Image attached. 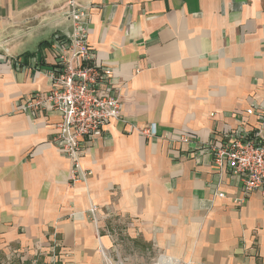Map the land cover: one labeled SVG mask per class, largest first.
Segmentation results:
<instances>
[{
    "label": "crops",
    "instance_id": "crops-1",
    "mask_svg": "<svg viewBox=\"0 0 264 264\" xmlns=\"http://www.w3.org/2000/svg\"><path fill=\"white\" fill-rule=\"evenodd\" d=\"M78 2L121 110L73 182L52 141L59 114L18 107L50 88L66 0H0V264H103L101 250L126 245L187 264H264L263 197L179 141L258 125L248 109L264 108V0Z\"/></svg>",
    "mask_w": 264,
    "mask_h": 264
},
{
    "label": "built area",
    "instance_id": "built-area-1",
    "mask_svg": "<svg viewBox=\"0 0 264 264\" xmlns=\"http://www.w3.org/2000/svg\"><path fill=\"white\" fill-rule=\"evenodd\" d=\"M64 14L70 22V32L56 33L50 40L55 58L47 71L50 88L43 94L36 92L27 96L18 107L31 115L36 111L59 114L58 130L52 141L70 159L71 180L75 182L89 175L81 168L80 158L104 126L120 117L121 101L112 93L115 85L110 70L98 62L97 53L88 45L90 28L86 8L78 0H66ZM248 112L257 117L255 128H247L239 122L232 130L212 132L203 142L187 134H181L179 141L193 142L196 151H207L216 169L228 168L231 175L241 179L245 196L255 191L264 199V108H249ZM143 133L155 136L156 126L149 125ZM98 210L96 205H91L86 212L95 225L99 222ZM101 253L103 264H126V257L115 259L104 249ZM162 258L175 264H187L163 254L151 264H159Z\"/></svg>",
    "mask_w": 264,
    "mask_h": 264
},
{
    "label": "rangeland",
    "instance_id": "rangeland-1",
    "mask_svg": "<svg viewBox=\"0 0 264 264\" xmlns=\"http://www.w3.org/2000/svg\"><path fill=\"white\" fill-rule=\"evenodd\" d=\"M124 245V244H123ZM143 251V252H142ZM143 254H142V253ZM125 254L127 255L126 257L129 259V261H126V263L128 264H151L153 262H156L158 260L159 254H156L154 252L151 251V249L148 250H143V247H140L138 250H136V248L132 245H126L123 247V252H113L112 257H114L115 259H120L121 257L125 256ZM131 259V261H130ZM136 259H144L142 260L143 263H139L138 261L136 262ZM38 262V260L36 261ZM57 264L55 262V260H50L47 263H43L42 257L40 258L38 264Z\"/></svg>",
    "mask_w": 264,
    "mask_h": 264
},
{
    "label": "bare ground",
    "instance_id": "bare-ground-1",
    "mask_svg": "<svg viewBox=\"0 0 264 264\" xmlns=\"http://www.w3.org/2000/svg\"><path fill=\"white\" fill-rule=\"evenodd\" d=\"M161 263H169V264H175V262L174 261H172V260H170V259H160V261H159V264H161Z\"/></svg>",
    "mask_w": 264,
    "mask_h": 264
},
{
    "label": "trees",
    "instance_id": "trees-1",
    "mask_svg": "<svg viewBox=\"0 0 264 264\" xmlns=\"http://www.w3.org/2000/svg\"><path fill=\"white\" fill-rule=\"evenodd\" d=\"M40 65H42V64H40Z\"/></svg>",
    "mask_w": 264,
    "mask_h": 264
}]
</instances>
